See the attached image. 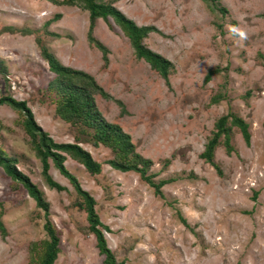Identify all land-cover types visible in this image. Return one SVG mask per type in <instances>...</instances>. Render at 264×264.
Instances as JSON below:
<instances>
[{
	"label": "rangeland",
	"instance_id": "rangeland-1",
	"mask_svg": "<svg viewBox=\"0 0 264 264\" xmlns=\"http://www.w3.org/2000/svg\"><path fill=\"white\" fill-rule=\"evenodd\" d=\"M103 2L156 29L144 45L173 63L168 82L136 58L111 18L98 20L93 31L109 51L105 65L88 40V11L47 0H0V30L14 28L0 32V98L26 101L56 143H75L77 130L56 116L47 92L55 74L41 58L40 39L61 64L89 73L110 96H96L99 111L152 160L155 181L174 180L161 197L138 174L111 168L109 148L80 144L102 165L97 176L68 157L65 166L95 199L118 263L264 264V0H221L216 8L202 0ZM234 25L247 32L246 40L231 33ZM216 68L221 72L206 81ZM228 114L249 124L251 139L247 144L232 127L229 153L221 137L214 152L219 173L200 155ZM21 121L11 107H0V149L44 193L49 216L0 167V264H37L49 239L47 220L60 238L55 264H105L78 205L83 199L52 161L50 175L66 190L47 185Z\"/></svg>",
	"mask_w": 264,
	"mask_h": 264
},
{
	"label": "trees",
	"instance_id": "trees-1",
	"mask_svg": "<svg viewBox=\"0 0 264 264\" xmlns=\"http://www.w3.org/2000/svg\"><path fill=\"white\" fill-rule=\"evenodd\" d=\"M47 1L57 5L79 7L89 12L90 25L88 40L93 46L102 51L105 65L109 62L107 58L109 51L95 39L93 31L98 20L103 19L105 22H109L111 18L129 39L138 60L147 62L152 70L157 72L167 82L169 81L170 74L174 73L175 67L170 60L144 45V40L148 38L150 33L156 32V29L153 27L138 26L134 21L116 9L112 3H105L103 0ZM202 1L216 8V4L221 0ZM220 11L226 13L225 9H220ZM60 17L56 16L54 19L58 20ZM13 30V27H7L0 30V32ZM28 34H32V31H27ZM36 41L41 47V58L48 63L49 70L55 74L54 79L47 87V92L56 106V116L77 130L78 135L75 137V143H56L39 126L33 111L29 108L26 101L16 100L10 95L2 96L0 98V107L7 105L18 112L22 118L21 126L30 138V143L36 157L42 163V174L47 185L58 192L66 190L65 187H62L50 175V161L53 162L60 174L74 185L76 192L83 199V202L78 205L87 213L89 231L96 237L99 252L105 256V264H125L124 262L118 263L114 253L108 247L106 237L103 233V229L106 228H104L95 209V199L90 193L81 188L77 178L66 168L65 162L70 157L82 165L91 176L100 175L102 165L93 158L90 152L86 151L80 145L82 143L92 144L94 147L104 146L109 148L114 155L113 159L107 162L111 168L123 173L134 172L138 174L141 180L147 183L149 187H152L158 196L163 197L162 188L174 182V180H161L157 183L155 181L156 175L150 173L153 167L152 160L144 158L137 152L136 145L133 143L130 134H127L120 125L107 121L102 115L95 98L97 95L105 99L110 98V96L106 94L96 79L87 72L64 66L48 48L42 45L43 43L40 39H36ZM220 72V68L209 71L206 76V81H210L215 74ZM232 127L239 128L247 144L250 143L251 134L248 132L249 124L234 114H228L217 121L215 125L216 132L213 138L207 143L205 151L200 155L203 160L212 164L219 173H221V170L219 165L214 162V152L219 144V140L223 136L225 137L224 144L227 151L229 153L234 152V148L231 145ZM17 164V159L9 157L4 150L0 149V167L16 183L18 182L24 186L31 198L35 200L38 208L43 210L48 217L49 204L44 197V193L28 176L18 170ZM183 222L187 225L184 219ZM0 229L4 231L1 222ZM45 230L49 239L43 243L44 246L38 254L37 264H55L61 252L60 238L50 220H47Z\"/></svg>",
	"mask_w": 264,
	"mask_h": 264
},
{
	"label": "clouds",
	"instance_id": "clouds-1",
	"mask_svg": "<svg viewBox=\"0 0 264 264\" xmlns=\"http://www.w3.org/2000/svg\"><path fill=\"white\" fill-rule=\"evenodd\" d=\"M230 31L236 38L240 40H246L248 38L247 32L239 26H231Z\"/></svg>",
	"mask_w": 264,
	"mask_h": 264
}]
</instances>
